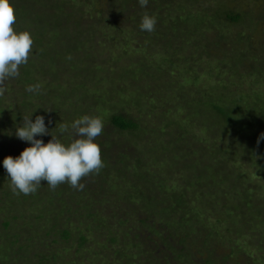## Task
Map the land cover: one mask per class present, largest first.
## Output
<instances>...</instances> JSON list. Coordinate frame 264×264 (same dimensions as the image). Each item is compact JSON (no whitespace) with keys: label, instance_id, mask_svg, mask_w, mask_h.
<instances>
[{"label":"rangeland","instance_id":"obj_1","mask_svg":"<svg viewBox=\"0 0 264 264\" xmlns=\"http://www.w3.org/2000/svg\"><path fill=\"white\" fill-rule=\"evenodd\" d=\"M9 2L42 11L56 46L30 53L6 82L0 146L24 116H43L65 145L73 135L61 123L99 117L104 167L83 190L65 183L54 194L42 181L40 199L13 194L2 173L0 264H264V0ZM145 13L157 20L151 33L139 28ZM214 102L256 119L245 140L219 126ZM117 114L137 128L112 125ZM228 144L226 162L217 150Z\"/></svg>","mask_w":264,"mask_h":264},{"label":"clouds","instance_id":"obj_2","mask_svg":"<svg viewBox=\"0 0 264 264\" xmlns=\"http://www.w3.org/2000/svg\"><path fill=\"white\" fill-rule=\"evenodd\" d=\"M138 3L141 8H145L148 0H138ZM15 22V11L9 0H0V97L7 90L6 82L18 77L20 66L28 63L34 43L29 32L18 33L14 30ZM156 23L155 17L145 13L139 28L151 33L155 30ZM40 88L39 84L29 85L26 91L38 93ZM31 117L24 116L22 126L15 131V136L30 143L31 147L25 148L16 158L8 156L3 161L13 194H34L42 181H46L53 190L63 183L75 190H83L85 185L80 181L90 174H99L104 167L101 149L94 142L103 131L102 119L85 115L70 126L61 123L59 131L66 133L71 130L73 135L71 143L65 145L51 135L43 116H36L35 122ZM45 135L52 137L47 144L41 139H35ZM261 140H264V133L258 137L257 146Z\"/></svg>","mask_w":264,"mask_h":264},{"label":"trees","instance_id":"obj_3","mask_svg":"<svg viewBox=\"0 0 264 264\" xmlns=\"http://www.w3.org/2000/svg\"><path fill=\"white\" fill-rule=\"evenodd\" d=\"M28 8L23 9V12H22V14H28L26 19L28 20L29 23L27 25H22V19H21V16H20L22 14L21 13L19 14V12L15 13V16L20 18L18 23L22 26L19 29V32H23L26 29V27L28 28L29 26H32L31 27V31L29 30V33H30L32 39H34L33 40L34 43H33V47H32L33 54H35L37 49H40V47L43 46V45L47 46L48 49H52L53 50L56 45L53 46V47L51 45L49 46V44L47 43V40H46L47 32L43 28V25L41 23V20L44 18L43 12L40 11V10H32L31 8H29V9ZM58 9H59V13L63 12L62 8L60 6L58 7ZM221 14H225L223 9H221ZM221 14H218L216 16H221ZM226 17L230 21H234V20H238L239 19L238 16H234L233 14H230V13H227ZM32 22H33V24H32ZM16 23H17V21L15 22V24ZM34 26H36L38 35H36V34L34 35V33H33L32 29L34 28ZM43 33H44V41L42 40ZM47 52H48V50H44L43 54L45 55V54H47ZM166 61L170 62V60L167 59V58H166ZM170 64H171V62H170ZM201 103H203L202 100H201ZM213 104H214V107L209 108V109L210 110H214L216 112L217 120H219V122H218L219 126L221 128H223L224 131L231 129V131H226V132L227 133H233L232 135H234V137L237 138L238 140H240V141L245 140L243 135L246 136V135L251 133V128L256 124V119L255 118L251 119L250 118L251 114L245 115V114H242L241 112L236 113L235 109H233V111H228V110L226 111L225 107L220 109L221 107H223V106L220 105V103H215L214 102ZM263 104H264V102H263ZM263 104H261L262 109L264 108ZM252 109H256V107L253 105ZM213 117H215V116H213ZM111 120H112L111 121L112 125L120 128L122 130H131V129L137 128V124L134 123V121H132L130 118H128L127 116L122 115V114L113 115L111 117ZM254 134L255 133H253V135ZM61 136L62 135H59V138ZM0 142H2L1 139H0ZM46 142L48 143L49 141L46 139ZM5 143H6L5 145H10V144L11 145L7 146V147L0 146V155H3V153H4V154H8V156L9 155L12 156L13 158L18 157L25 148L31 147V145L29 143L21 141L15 135L11 136L9 138V140L7 142H5ZM231 146H232V144H228V145H226L225 148L217 150L218 156L223 157V160L226 161V162L231 160V158H233V155H235L234 151L231 150L232 149ZM3 161L4 160L0 159V175H2V173L6 172L5 168L3 167ZM1 178L3 179V175L1 176ZM9 185L10 184H8V186ZM44 186L45 185L41 184V186L36 191L37 193L31 194L32 197L40 199V197L42 196V193H38V192H39V189L40 188H44ZM57 187L54 190L52 189L54 194H55V191H56ZM60 187H61L60 190L64 191L66 189V184L65 183L60 184ZM28 198H30V197L25 196V198H24L25 200L24 201H26ZM183 203L180 204L178 202V203H176V205L173 206V208L177 206L180 209V207H182L180 205H185ZM178 204H180V205H178ZM183 218H184V223L183 224L181 223V219H180V221H178V223L181 225V229H182V227L184 225H188V223H189V221H187V220H189L188 218H185L184 216H183ZM9 224H10V222H9ZM9 224H7V225L9 226ZM208 233H209L210 236L212 235V233L210 231ZM62 236L65 239H67V238H69V233L67 231L62 232Z\"/></svg>","mask_w":264,"mask_h":264}]
</instances>
